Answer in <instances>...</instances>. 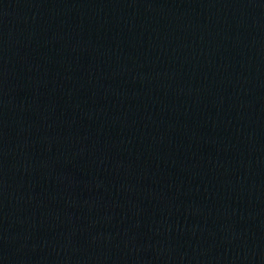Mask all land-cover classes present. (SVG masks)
<instances>
[{
    "label": "water",
    "instance_id": "95a60500",
    "mask_svg": "<svg viewBox=\"0 0 264 264\" xmlns=\"http://www.w3.org/2000/svg\"><path fill=\"white\" fill-rule=\"evenodd\" d=\"M0 264H264V0H0Z\"/></svg>",
    "mask_w": 264,
    "mask_h": 264
}]
</instances>
